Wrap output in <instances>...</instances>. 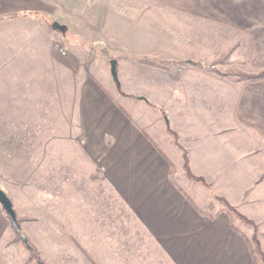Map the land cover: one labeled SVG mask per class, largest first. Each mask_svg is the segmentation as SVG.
Returning a JSON list of instances; mask_svg holds the SVG:
<instances>
[{
	"label": "crops",
	"instance_id": "crops-1",
	"mask_svg": "<svg viewBox=\"0 0 264 264\" xmlns=\"http://www.w3.org/2000/svg\"><path fill=\"white\" fill-rule=\"evenodd\" d=\"M109 1L123 14L121 0H0V113L26 128L0 147V183L32 217L23 232L48 264H262L264 82L203 65L231 47L264 65V0H128L170 25L121 46L115 74L86 72L93 50L106 60L113 47L99 35ZM189 44L197 57L182 55ZM44 112L46 134L34 129ZM61 112L77 121L68 135ZM183 151L206 184L185 175ZM0 225L1 242V207Z\"/></svg>",
	"mask_w": 264,
	"mask_h": 264
},
{
	"label": "rangeland",
	"instance_id": "rangeland-1",
	"mask_svg": "<svg viewBox=\"0 0 264 264\" xmlns=\"http://www.w3.org/2000/svg\"><path fill=\"white\" fill-rule=\"evenodd\" d=\"M118 6L123 8V14L118 13L117 18H113V16H111L113 14H111L112 8L110 5V1L108 2L107 8L106 9L102 8V11H101L102 14L100 13V15H99L100 16L99 17V20H100L99 21V23H100L99 35L107 34V38H109V40L111 42L110 44L113 45V47H111V49L109 48L110 50L109 49L107 50L108 55L105 57V58H107L106 60L109 62L104 60L100 51L93 50L89 55L90 57L86 59V61L90 60L88 65H86V67H85L86 72L90 71L93 73L94 70H96V71H98V70L109 71L110 70L111 71L113 66H115V65L111 64L110 60L115 59L117 56H119L123 53L121 46H125L126 44L130 43V41L134 35L138 36V34H139L142 36H148L149 37V34L153 35L154 33H157L155 30V27H157L159 30H161L162 28H166L167 25H170V22L165 21L164 17L159 16V17H157L156 20L152 19V17L150 19L148 13H144V11H142V10L140 12V15H134V14L132 15L131 13H129V12H131V7L128 8V6H130L128 0L119 1ZM111 25L117 26L119 30L113 31V32H111V31L105 32L104 31L105 27H108V29H110ZM189 28L190 27H188V29ZM190 46L191 45L189 44L188 46H186V48H184L181 51L182 55L185 56L186 58H191L194 56L197 57L198 51H195V49L193 47H190ZM65 49H67V47H65ZM124 53L126 55H133V53L131 51H128V50H125ZM152 55H156L155 51H154V53L151 54V57H152ZM141 57L143 58V56H141ZM158 57H160V55H158ZM60 58L63 59L64 61H68L67 60V54L63 55V52H61ZM160 59H162V58H160ZM186 60H189V59H186ZM199 60H205V58L199 59ZM112 61H114V60H112ZM203 66H206V68L213 67V69L212 68H210V69L215 71L214 72L215 74H216L217 70L222 71L224 69V67L216 65V64H214V62L212 63V65L210 64V62H208ZM239 68H242L245 71H250V70H253L254 65H252L251 63H246V64L242 63L241 66H239ZM63 70L64 69L61 68V71H63ZM124 103H126V102H124ZM3 115H4V113H0V145H1L0 147H2V143L4 141H6V140L11 141L10 140L11 136H15V135L19 136L20 133L22 134V133H25V131H26V128L24 126L19 125L18 123H3L2 122L3 121L2 120ZM43 115H44L43 116L44 117V119H43L44 124L42 125V128L44 126V129H42L40 126L39 127L37 126L38 129L37 128H34V129L39 131V132H42V133H44L43 131H45V134H46V131L47 132L51 131V129H52L51 126L53 125V123H50V118H51L50 112H44ZM56 116H57V113L53 116V119L51 120V122L55 121ZM70 116L71 115H69V113H67V112H61L60 113V122L57 125L60 127V134L61 135H68L69 134L68 131H69L70 126L74 125V123H77V121L73 122L70 119ZM70 120L72 121V123H69ZM34 125H38V124H34ZM54 125H55V123H54ZM47 134H50V133H47ZM2 184L3 183H0V189L3 191ZM3 186H4V184H3ZM3 192L6 194L5 191H3ZM11 202H12V200H11ZM12 206H13V204H12ZM13 209H14V206H13ZM1 211H2V215L4 214L6 216V213L3 211L2 207H1ZM14 211H15V209H14ZM15 214H16L17 220L25 218V217L20 216L16 211H15ZM6 218H7V216H6ZM30 218H32V217H30ZM8 222L11 226V228H10L11 232L9 233L10 234L9 237L6 236V239H3L0 242V264H37L35 262V260H29V251H28L27 247L25 246V244H22V242L17 240V238L15 236L16 235L15 230L12 228L10 219H8ZM20 226L22 229V223H20ZM0 229H1V225H0ZM22 234H23V237L28 242V244L31 245L32 247H34L35 251L39 255V258L45 262V260L42 259L41 255L39 254V252L37 251V249L35 247V243H34L35 241L27 238V236L25 235L23 230H22ZM5 235H3V237H5Z\"/></svg>",
	"mask_w": 264,
	"mask_h": 264
},
{
	"label": "trees",
	"instance_id": "trees-1",
	"mask_svg": "<svg viewBox=\"0 0 264 264\" xmlns=\"http://www.w3.org/2000/svg\"><path fill=\"white\" fill-rule=\"evenodd\" d=\"M232 50H233V48L231 47L227 51L221 53L219 55V57L214 61V64L219 65L221 67H224V69L222 71H218V70L216 71L217 76L219 78H234L237 81L243 82V83L264 82V65H257L256 69L250 70V71H245L244 69L239 68V66H241L242 63H240L239 61H234L231 59ZM113 74H115V67L114 66H113ZM175 144L178 145V142L176 139H175ZM182 159H183V169H184L185 175L189 179H192L194 181H198V182H201L203 184H206L203 181V179L195 177L192 175L190 168H189V164H188V157H187V154L185 151H183ZM216 199L218 201H221L229 212L235 213L244 221L249 222L247 219H245L244 217L239 215L236 212V210L231 205H229L227 202L220 199L219 197H216ZM7 218L9 219L8 216H7ZM31 219L32 218H30V217H25V218L20 219V220L18 219L17 220V222L19 223L18 229H16L11 224L12 228L15 230V234H16L15 236H16L17 240L22 242V244H25V246L27 247V249L29 251V260H35V262L37 264H48L39 258V255L35 251L34 247L29 245L28 242L26 241V239L23 237L20 223H22L23 221H30ZM252 241H253V250H252L253 253L255 255H257L260 258L261 263L264 264V255H263V253L259 247L258 241H257L255 236H253Z\"/></svg>",
	"mask_w": 264,
	"mask_h": 264
},
{
	"label": "water",
	"instance_id": "water-1",
	"mask_svg": "<svg viewBox=\"0 0 264 264\" xmlns=\"http://www.w3.org/2000/svg\"><path fill=\"white\" fill-rule=\"evenodd\" d=\"M0 206L9 217L11 224L18 229L19 223L16 219V214L12 206V202L9 197L0 189Z\"/></svg>",
	"mask_w": 264,
	"mask_h": 264
},
{
	"label": "built area",
	"instance_id": "built-area-1",
	"mask_svg": "<svg viewBox=\"0 0 264 264\" xmlns=\"http://www.w3.org/2000/svg\"><path fill=\"white\" fill-rule=\"evenodd\" d=\"M63 54H64V52H63Z\"/></svg>",
	"mask_w": 264,
	"mask_h": 264
}]
</instances>
